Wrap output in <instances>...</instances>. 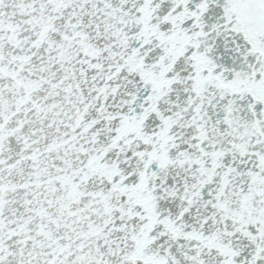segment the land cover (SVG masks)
I'll list each match as a JSON object with an SVG mask.
<instances>
[{
  "label": "snow or ice",
  "instance_id": "1",
  "mask_svg": "<svg viewBox=\"0 0 264 264\" xmlns=\"http://www.w3.org/2000/svg\"><path fill=\"white\" fill-rule=\"evenodd\" d=\"M0 264H264V0H0Z\"/></svg>",
  "mask_w": 264,
  "mask_h": 264
}]
</instances>
